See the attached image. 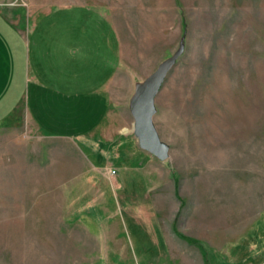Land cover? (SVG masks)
Here are the masks:
<instances>
[{
  "label": "rangeland",
  "instance_id": "374dc122",
  "mask_svg": "<svg viewBox=\"0 0 264 264\" xmlns=\"http://www.w3.org/2000/svg\"><path fill=\"white\" fill-rule=\"evenodd\" d=\"M37 2L42 12L130 5ZM178 5L182 44L153 113L167 159L141 147L131 107L119 105L94 139L50 136L23 110L0 123V264H144L112 172L130 165L156 183L141 196H171L177 206L160 221L177 262L165 263L161 240L149 264H264V0Z\"/></svg>",
  "mask_w": 264,
  "mask_h": 264
},
{
  "label": "crops",
  "instance_id": "0c3cea01",
  "mask_svg": "<svg viewBox=\"0 0 264 264\" xmlns=\"http://www.w3.org/2000/svg\"><path fill=\"white\" fill-rule=\"evenodd\" d=\"M129 3L122 10L109 3H69L42 12L37 0H0V123L23 110L50 136L94 139L119 105L130 108L138 88L179 51L184 29L178 0ZM132 143L138 147L136 138ZM139 169L116 170L120 202L129 214L124 216L134 225L132 242L144 264L161 240L169 253L165 263L177 262L160 227L176 202L141 196L157 186L142 180ZM138 205L141 210L134 211Z\"/></svg>",
  "mask_w": 264,
  "mask_h": 264
},
{
  "label": "water",
  "instance_id": "95a60500",
  "mask_svg": "<svg viewBox=\"0 0 264 264\" xmlns=\"http://www.w3.org/2000/svg\"><path fill=\"white\" fill-rule=\"evenodd\" d=\"M174 58H170L141 85L131 101L134 128L142 148L162 160L169 157V145L153 126L155 97L160 90Z\"/></svg>",
  "mask_w": 264,
  "mask_h": 264
},
{
  "label": "built area",
  "instance_id": "2783aa9c",
  "mask_svg": "<svg viewBox=\"0 0 264 264\" xmlns=\"http://www.w3.org/2000/svg\"><path fill=\"white\" fill-rule=\"evenodd\" d=\"M112 172H113V173H115L116 171H115V170H113Z\"/></svg>",
  "mask_w": 264,
  "mask_h": 264
}]
</instances>
